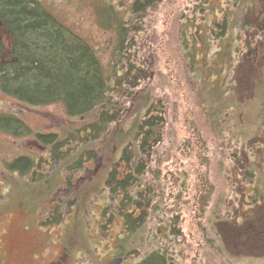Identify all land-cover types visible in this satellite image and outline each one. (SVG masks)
I'll return each mask as SVG.
<instances>
[{
  "label": "rangeland",
  "instance_id": "374dc122",
  "mask_svg": "<svg viewBox=\"0 0 264 264\" xmlns=\"http://www.w3.org/2000/svg\"><path fill=\"white\" fill-rule=\"evenodd\" d=\"M38 1L92 48L104 77L122 84L117 102L125 116H135L144 100L165 107L164 137L154 155L161 163L155 201L160 212L141 233L142 242L123 241V221L113 217L105 185L119 155L109 138L83 169L72 172L70 161L53 164L37 135L65 137L84 122L69 119L61 102L31 107L0 91V117L13 115L31 131L18 136L0 128V264H138L145 248L152 252L167 241L181 264H198L199 254L210 250L202 243L212 226L215 244L223 249L217 264H264V59L248 56L253 42L244 38L246 51L235 57L226 117L209 99L215 79L202 84L207 72L199 63L194 74L201 85L195 84L177 49L181 18L192 12L194 0H154L149 15H135L137 0ZM126 22L133 58L115 63L114 46ZM251 25L263 37L258 48L264 56V20ZM78 152L73 150V158ZM19 157L38 162L46 179L32 184L6 168ZM135 249L140 253L130 256Z\"/></svg>",
  "mask_w": 264,
  "mask_h": 264
},
{
  "label": "trees",
  "instance_id": "16d2710c",
  "mask_svg": "<svg viewBox=\"0 0 264 264\" xmlns=\"http://www.w3.org/2000/svg\"><path fill=\"white\" fill-rule=\"evenodd\" d=\"M138 3L144 4L138 8ZM153 4L154 0H137L135 15L147 14V8ZM192 7V12L181 18L177 49L195 84L201 85L194 74L199 63L207 72L202 84L215 79L217 87L209 91L212 92L209 99L218 102L220 114L225 109L227 117V109L232 107L235 57L246 51L241 45L243 39L249 38L254 44L249 57L255 62L257 58L264 59L258 48L263 37L251 25L264 20V0H194ZM127 23L114 46L115 63L124 56V61L129 64L133 58L131 51L135 45L133 37L126 32L130 30V23ZM130 69L134 70L132 66ZM103 73L92 48L71 31L64 30L38 0H0V91L31 107L61 102L69 119L84 122L80 128L67 132L65 137L37 135L38 142L49 149L53 164L66 165L65 161H70L68 169L71 168L72 172L83 169L84 163L97 159L96 151L109 138L108 142L119 153L105 184L112 201L109 208L113 217L123 221V241L137 237L142 242L141 233L160 212L155 201L159 197L161 163L154 155L164 137L165 107L159 102L149 100L146 103L144 100L137 107L135 116L128 118L117 102L122 84L115 83L118 80L111 83V78L104 77ZM116 73L114 76H118ZM261 119L264 120V114ZM124 123L125 126H120ZM11 126L13 129H9ZM0 128L12 132V135H18V131L22 136L31 135V131L13 115L0 117ZM202 143L200 152L207 150L206 143ZM77 147L80 152L73 158V150ZM42 163L51 165L45 160ZM6 168L21 178L27 177L32 184H40L46 179V172L30 158L19 157ZM205 197L204 204L207 205L209 195ZM212 233L213 226L207 233L205 230L208 236L203 240L207 244L203 241L202 245L210 250L202 256L199 254L198 264H217V257L223 251L222 247L216 246L217 239ZM171 244L167 241L152 252L145 248L138 264H181ZM214 249L216 251H212ZM132 252L130 256L140 253L136 249Z\"/></svg>",
  "mask_w": 264,
  "mask_h": 264
},
{
  "label": "water",
  "instance_id": "95a60500",
  "mask_svg": "<svg viewBox=\"0 0 264 264\" xmlns=\"http://www.w3.org/2000/svg\"><path fill=\"white\" fill-rule=\"evenodd\" d=\"M121 260H115V261H112L110 264H120L121 262H120Z\"/></svg>",
  "mask_w": 264,
  "mask_h": 264
}]
</instances>
